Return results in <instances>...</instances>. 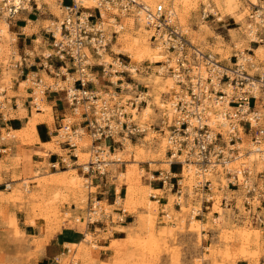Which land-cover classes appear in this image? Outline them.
<instances>
[{
  "label": "built area",
  "instance_id": "2783aa9c",
  "mask_svg": "<svg viewBox=\"0 0 264 264\" xmlns=\"http://www.w3.org/2000/svg\"><path fill=\"white\" fill-rule=\"evenodd\" d=\"M57 1L61 16L43 28L47 35L46 53L29 62L31 53L23 52L18 59L12 56L9 66L21 70L41 68L53 80L46 83L38 70L28 72L33 93L43 96L63 93L69 114L80 117L69 123L63 122L66 116H62L54 141L66 154L55 153L49 159L52 169L74 165L85 176L87 208L77 221L81 220L86 227L122 222L126 212L120 194L113 199L117 206L114 214L99 204L89 188L94 175L106 174L109 161L105 147L123 146L148 127L133 116L134 111L139 112L140 104L145 103L143 91H136L133 97L124 94L125 90H132L123 77L125 74L133 80L132 65L126 62L127 56L112 50L120 46L118 35L131 29L124 21L130 19L133 25L145 29L153 46L164 49L167 56L162 66L185 91L171 105L172 118H163L156 126V132L164 134L167 142V165L179 163L180 170H158L155 179L165 192L171 193L173 206L180 208L187 198L182 184L184 174L192 175V190L196 195L191 199L193 216L214 206L217 186L221 192L219 207L231 212L234 218L242 216L245 222L264 229V72L256 70L252 60L246 58L249 54H236L230 65L215 56L199 54L178 23L169 0L153 5L145 0H94L91 7L84 6L82 0ZM39 10L37 0H0V20L12 25L21 16ZM257 11L259 18L264 19V6H259L253 14ZM210 15L203 10L204 19ZM254 34L257 36L259 32L256 30ZM105 56H111L112 61H107ZM100 80L103 84L99 90L96 84ZM31 102L41 111L33 96ZM84 136L90 140L89 156L85 162L78 163L77 151ZM3 139L1 136L0 140ZM107 140L110 143L104 144ZM5 149L1 143L0 151ZM248 152L256 156L253 167L243 159L249 156ZM181 156L183 161L179 160ZM233 163L236 165L232 166ZM208 175L218 177L216 185ZM238 196L242 212L236 204ZM213 214L218 217L217 212ZM66 250L69 252V248ZM53 261L60 264L57 257Z\"/></svg>",
  "mask_w": 264,
  "mask_h": 264
},
{
  "label": "rangeland",
  "instance_id": "374dc122",
  "mask_svg": "<svg viewBox=\"0 0 264 264\" xmlns=\"http://www.w3.org/2000/svg\"><path fill=\"white\" fill-rule=\"evenodd\" d=\"M68 2L66 1V3ZM207 2L211 4L212 8L208 7ZM214 2L215 0H192L189 5H185L184 8L187 12L184 14L185 20L183 22L178 20L183 28L188 31L189 40L197 47H201L202 42L195 35L200 32L199 30H202V25L205 24L207 26L204 27L203 31L204 45L213 49L220 48L229 55V60H227L222 59L221 55L215 54L216 59L230 65L234 60V56L244 51L251 55L257 64L260 63L264 67V25L261 26L262 24L254 22V25L258 27V36L262 39L261 42L259 40V42L250 41L251 38L244 29L247 22L256 21L255 17L250 19L249 16L259 6H264V0H236L237 8L235 11L239 13L237 17L231 16L229 11H219ZM175 4L177 14H179L182 7L181 3L175 0ZM204 9L211 13L205 19L202 17ZM216 12L219 13L215 14ZM241 14H243L242 17H240ZM23 16L26 17V14ZM219 16L221 19H218ZM27 17L34 22L29 23L24 28V32L29 34L37 32V35H39L36 42H28L27 40L28 52L31 53V50H34V53L38 52L41 56L42 53H46L45 45L47 42L45 39L47 35L44 34L43 28L50 25L56 17L51 14V9L47 7L46 3H43L39 11L31 13ZM36 19L39 20L35 21ZM124 21L128 22L127 19H124ZM8 24L9 33L13 39L4 41L0 50V92L2 89L8 88L10 78L15 74L16 68L9 66L11 57L18 59L19 54H21L19 42H21L20 37L22 36L16 34V27L12 26L11 23ZM125 31H129V29ZM130 31L136 32L133 31V28ZM122 34L123 32L118 35L117 39L120 43V46H117L119 48L124 46ZM259 43L263 47L262 53H255L253 50L246 48L250 45L255 47ZM235 44L239 46L235 47ZM121 53L128 57L127 63L137 66L141 76L148 77L151 74H156V71L152 69L153 64H148L146 60L140 63L132 61L128 53ZM105 59L112 61L111 56H105ZM161 64H163V61H161ZM40 74L44 82H52V77L47 75L45 71H41ZM123 77L125 82H130L132 85V90H125V97H133L136 91L149 92L142 94L145 103L140 104L139 112H137L138 117H140L142 107L147 104L145 97L149 99L152 104L150 106L153 109L152 113H149L148 117L142 120H146L148 124L145 132L140 134L138 138L130 140L131 144L134 145L128 149L124 147L125 143L119 147L116 145V149L111 151L112 156L110 152L106 151L108 161L115 160V156H120L126 162L124 170L120 166H115L111 161L107 162L105 175L110 182H117L119 185L125 184L126 187L131 185L129 187L130 191L123 201V207L126 211H134L137 219L134 225V230L137 233L133 236L129 235L130 244L138 249L137 254L132 256V259H134L133 264H235V261L239 258L247 259L249 264H259L258 260L263 252L261 246L264 242V235L257 231V228H260L258 225L248 226L242 216L234 218L229 211H224L221 223L218 224L213 220L212 217L215 216L213 212L218 209L217 206L221 197V192L216 191L217 186L214 188L215 194H218L214 206L207 210V214L202 217L194 216L200 223L198 225L199 229L196 230V226H190L191 199L196 196L192 190V175L185 177L186 174H184L182 180L183 191L187 194V198L181 206H186V213L183 215L182 212L176 210L177 207H172L173 196L168 192V203L160 212L163 215L161 217L162 221H157L158 204L148 202V192L150 190L148 187L141 186V177L144 172L143 162L148 161L151 169H172L175 172L180 170L181 164L174 163L172 166L163 164L160 161L159 152L156 151V142H162L167 150L164 134L156 132V126L161 119L169 118L156 115L158 109L157 102L154 100L155 90H152V87H146V82H149L148 79L146 78L144 82H138L129 79L125 74ZM31 85V82L22 84V86ZM60 85H63V83H60ZM135 85H137V88ZM98 86L100 90L101 83ZM38 95H41L36 102L38 107L41 111L43 109L48 113L42 111L41 114H36L38 112L35 109L36 105L31 102L32 98L28 97L29 102L27 105L31 117L24 123L23 129L14 131L8 126L0 128V137L4 138L0 140V144L7 143L5 146L8 148L6 153L0 151L1 156L6 154L4 158H0V264H57L53 261L55 257L59 259L60 264H109L105 257H100V248L94 243L96 237L91 233L94 226L86 227L84 222L77 221L80 216L85 214L87 208L89 194L85 186V176L80 168L74 165L58 170L49 167L50 158L48 159L46 154H51L52 158L56 152L65 155L66 151L61 150L55 143L56 138L54 135L58 123L54 122L56 119L53 121L51 109L44 108L46 106L44 96L42 94ZM162 96L166 100L167 95L163 94ZM2 101L3 97L0 94V102ZM18 105L22 107L20 103ZM61 107L60 104L59 108ZM9 109L10 104L3 105L4 117ZM21 110L24 109L21 108ZM138 117H135V121L140 122ZM78 119H80L79 115L71 116L67 110L66 119L63 122L74 123ZM42 123L44 125L54 123L50 128H47L46 137L44 138L37 135L38 125ZM153 128H155L154 131ZM34 143L40 147L34 152L37 156L32 157L24 152V148L29 145L33 146ZM109 143L110 141L107 140L104 144ZM89 144L90 140L87 136H84L77 151L78 163L85 162L88 159ZM120 150H123V153H120ZM8 152L10 154H7ZM135 154L139 156L138 160L140 161L136 165H130V161L135 158ZM167 155L166 153L164 159H167ZM180 159H183V156ZM243 159L252 167L256 165V159L255 161H250L248 157ZM234 165L236 164L233 163L232 166ZM30 169L32 172H30ZM130 169L132 172L128 173ZM65 170L66 172H61ZM72 173L81 177L78 185L72 183L70 177L73 175ZM210 177L216 185L218 177L213 175ZM24 182L26 185H24ZM7 184H10L9 188L6 187ZM89 189L100 201L101 206L110 210L114 209V206H110L107 201L99 199L97 188L90 186ZM240 200L241 197L238 196L236 204L242 212L243 208ZM118 201L120 200L118 199ZM138 207L147 209L148 214L136 212ZM149 220L152 221L151 227L149 226ZM202 224H204L203 230L199 227ZM64 225L76 226L81 232L87 231L89 240L82 241L79 245L57 246L54 241L51 242V237ZM205 230L212 231L210 241L208 237L200 234ZM256 233H259L258 237H256ZM82 237L83 235L78 233L76 242L80 241ZM206 242L209 244L207 247ZM110 247L115 254L113 259L115 263L125 262V258L129 257V255H124L126 251L125 244L111 241ZM67 248H69V252H67Z\"/></svg>",
  "mask_w": 264,
  "mask_h": 264
},
{
  "label": "crops",
  "instance_id": "0c3cea01",
  "mask_svg": "<svg viewBox=\"0 0 264 264\" xmlns=\"http://www.w3.org/2000/svg\"><path fill=\"white\" fill-rule=\"evenodd\" d=\"M31 15V14H30ZM29 15H26V17L21 16L18 22L13 24L12 26L16 27V34L20 37L22 40L19 42L20 44V53L22 54L23 52L29 51V49L26 46L27 40L28 42H36V39H38L37 32H31L25 33L24 28L28 26L29 23H33L34 21L27 17ZM36 21V20H35ZM29 35V36H28ZM32 38H29V37ZM34 36V37H33ZM45 38V37H44ZM47 40V38H45ZM47 45H45L46 47ZM19 54V55H21ZM31 55L32 58L29 59V62H35L40 58L38 52L34 53V50H31ZM38 70V73L42 71L41 68H34V66L30 67L29 69H16L15 74L11 76L10 78V85L6 89H2L0 94L3 97V101L0 102V128H5L9 127L14 131H20L24 127V123L27 122V119L31 117L30 110L28 108L27 103L29 102L28 97L32 98L33 94V86H22L23 83L30 82L28 81V76L27 74L31 73L32 71ZM29 72V73H28ZM102 81L100 80L99 83ZM103 83H101L102 85ZM98 86V84H96ZM99 87V86H98ZM44 102L46 103V106H48L51 109V115L53 117V121L56 119V123H60L62 120V116H66L67 112V107L64 103L63 99V93H47L44 96ZM21 104L22 107H20L18 104ZM10 104V109L7 111L6 116L4 117L3 114V105ZM62 105L61 108H59V105ZM23 108L24 110H21ZM21 111V112H20ZM40 114L42 111H38ZM36 112V113H38ZM7 118V120H6ZM7 121V122H6ZM54 124V123H53ZM52 123L50 124H40L38 125L37 128V135L41 136L42 138L46 137V132L47 128H50ZM7 144V143H4ZM40 146L36 145V143L33 144V146H27L24 148V152L31 155L32 157L37 156L34 152L36 151L37 148ZM8 149V148H7ZM7 149L4 150L6 153ZM12 149V148H11ZM7 154H10L9 152ZM6 155V154H5ZM5 155H0V158H4ZM142 163V162H141ZM143 174L141 177V186L148 187L149 192H148V200L151 202H156L158 204V210L159 214L157 217V221L161 222L162 221V214L160 212L164 209V207L168 203V192H165L161 186L160 183L155 179V175H157V171L159 169H151L150 168V163L148 161L143 162ZM115 166H120L122 170H124V167L126 166V162L122 161L119 163H114ZM117 169V168H116ZM116 181V180H114ZM92 187L98 189V195L100 200H105L108 202L110 206H114V209H112V213L116 214L117 211V206L113 204V199L115 195L119 196L122 199L121 206L124 204V200L126 199L127 196V191H126V185H119L117 182H110L107 180L106 175L104 176H99V175H94L93 181H92ZM118 188V191H117ZM155 191H161V192H155ZM171 194V193H170ZM152 195H156L155 198H152ZM174 208V206L172 205ZM175 210V209H174ZM178 210V209H176ZM136 212H141L143 214H148L147 209L138 207ZM225 213V212H224ZM206 214V211L201 212L199 216H203ZM167 215V214H166ZM136 215L134 211H126L124 213V218L122 222L119 221H109L101 225H96L94 226L91 231V233L96 237L94 240V243L96 246L100 248V254L101 258L106 259V261L109 264H133L134 259H132L133 255L137 254V247L133 246L130 244L129 240V235H134L136 230H134V225L136 222ZM198 220V219H196ZM235 221V219H234ZM83 235L84 232H81L78 230L76 226H71V225H64L60 228L59 231H57L51 238V242L54 241L57 246L60 245H65V243H72L76 242L77 234ZM259 233L264 235V229L259 228ZM141 234V233H140ZM202 236L208 237L209 241L211 239L212 231L210 230H205L202 231ZM207 240V239H206ZM205 240V241H206ZM111 241H118V243H123L125 244V252L124 255H129V257L126 259L125 262L121 263H115L113 261L114 259V252L113 249L110 247ZM208 243L210 244V242ZM207 242L205 244L206 247L209 245ZM218 243V242H216ZM54 246V245H52ZM261 249L263 250L261 256L259 257V264H264V242H262ZM123 255V254H122ZM235 264H249V261L244 258H239L235 261Z\"/></svg>",
  "mask_w": 264,
  "mask_h": 264
},
{
  "label": "bare ground",
  "instance_id": "6f19581e",
  "mask_svg": "<svg viewBox=\"0 0 264 264\" xmlns=\"http://www.w3.org/2000/svg\"><path fill=\"white\" fill-rule=\"evenodd\" d=\"M145 1H147L150 5H153L157 1H162V2L166 3L168 0H166V1H164V0H145ZM190 1H192V0H177V2L181 3V6H182L180 8L179 14H177V6L175 4V0H169V2L172 4V6L175 10L176 18H177V21L179 24H181L180 21L183 22V20H185L184 14H186L187 12H186V9L184 7H185V5H189ZM43 3L47 4V7H49V9H51V14H53L55 17L61 16L62 9L60 7V3L57 0H43V1L37 0V6L39 9L42 8ZM82 3L86 7H91L94 3V0H82ZM251 3L256 4L255 2H251ZM214 4L216 5V8L219 11L225 10V11H229V13H231V16H235V17L239 16V13H237L235 11V9L237 8L236 0H221V1L215 0ZM208 7L212 8L210 3H208ZM211 10L213 11V9H211ZM240 11L243 12L242 9H240ZM218 13L219 12H216L215 14H218ZM242 15L243 14H241L240 17H242ZM249 17H250V19L252 17H255L256 21L247 22L245 24V27H244L245 32L251 38L250 41H252V42H259L260 41L261 42L262 39L258 35L256 36L254 34V31H256V30L258 31L257 27L254 25V22L262 24L261 26H263L264 25V23H263L264 19L259 18L260 16L258 15V11L255 12V14L250 15ZM141 19H142V17L140 18V22H141ZM218 19H221V17L219 16ZM38 20L39 19H36V21H38ZM127 20H128V27H130L131 29L133 28V31H136V32L130 31L131 29L127 32L123 31L122 36H123V41H124L123 45L124 46H121V48L113 47L112 50H114L115 52H119V53H121V52L128 53L129 57L131 58L132 61H137L138 63H140V62L146 60L148 64H153L152 69H154L156 71V74L155 73L151 74L148 77L141 76L138 72L137 66L132 65L130 67L132 70V78L134 80H137L138 82H141V81L144 82V81H146V78L148 79L149 82H146V87H148V88L152 87V90L153 89L155 90L154 100H155V102H157V109H158V112L156 113V115L159 117H168L169 119H171L172 118V112H173L171 105L175 103V100L178 98V95L179 94H185V91L180 86H178L175 83V81L171 77H169V75H167L168 74L167 69L165 68V66H162L161 61H164L165 57L167 56V55H165L166 52L164 51V49L161 46H153L149 42L148 37L145 34L146 31L142 26L138 27L137 24L133 25L132 20H130V19H127ZM125 22H127V21H125ZM206 26L207 25L203 24L202 30H199L200 32L195 35L196 38L200 42H202L201 47H197L195 49H197L199 51V54L200 53L209 54L210 57H214L215 54L216 55L219 54L222 56V59L229 60V55L224 53V51L221 50L220 48L213 49V48H209L206 45H204L205 44V38H204L203 31L205 29L204 27H206ZM186 32H187L186 34H187V38H188V31L186 30ZM8 39H13V37L9 33V24L6 20H0V50H1L2 45H3L2 43ZM36 41H37V39H36ZM237 46H239V45L235 44V47H237ZM246 48L248 50H253V52H255V53H259V52L262 53L263 52V47L260 43L255 47H251V45H250V46H247ZM208 49H209V51H208ZM241 53H244V51H241ZM246 58H248L249 60H252V62H253L252 65L254 67H256V70H258L260 73L264 72V71H262L264 69V67L260 63L257 64L256 60L253 59V57L251 55L246 56ZM229 62H231V61H229ZM126 84H127L128 88H130L132 86L131 83H129V82H127ZM143 93L147 94L149 92L143 91ZM163 94L167 95L166 100L163 99V96H162ZM32 96L34 98V101L37 102L41 95H38L35 92L32 94ZM145 100H146L147 104H145V106L142 107V109H141L142 111H140V117H138L139 115L136 113V111L133 112L134 113L133 116L138 117V121H140L139 123L146 124L143 126H147L148 124H147L146 120L145 121H142V120L147 118L149 113H152V110H153L151 107L152 104L150 103L149 99L145 97ZM44 108L48 109L49 107L45 106ZM42 111H45V110L42 109ZM45 113H48V112L45 111ZM36 114H40V112H38ZM155 144H156L155 145L156 151L159 152L158 155L161 158L160 161H162L163 164L167 165V163H168V162H166L167 159H164V156L166 154L165 146L163 145L162 142H156ZM132 145H134V144H131V142L127 140L125 142L124 147L126 149H128ZM113 148L114 147L112 145L105 147V149L108 152H110L111 156H112L111 151L113 150ZM122 151L123 150H120L119 152L123 153ZM46 155L48 156V159L51 157L50 156L51 154H49V153ZM248 155H249L248 159L250 161H255L256 156L252 152H248ZM138 157L139 156H137L135 154V158L130 161V165H136V163L140 161V160H138ZM179 160L183 161L184 159L179 158ZM109 161H111V163L114 164V163L122 162L124 160L121 159L120 156H115V160H109ZM188 165L191 166L190 162H188ZM30 172H32L31 169H30ZM61 172H66V170L61 171ZM131 172H132V170L130 169L128 173H131ZM70 177H71L72 183H76L77 185L81 180L80 179L81 177L76 175V174H73ZM208 177L211 178L209 175H208ZM24 185H26V183ZM6 187L9 188L10 184H7ZM129 187H131V185H129L127 187V193L130 191ZM117 191H118V188H117ZM216 191H217V189H216ZM217 195L218 194H216V196ZM148 202L151 203V201H149V200H148ZM217 207H218V209H216V211H214V212L218 213V217L213 216L212 218L216 223L219 224V223H221L222 218L224 216V209L222 207H219V206H217ZM178 211L182 212V214L184 215V213H186V206L185 205L181 206L180 208H178ZM189 224L191 227L196 226L195 227L196 230L199 229L198 225L200 223L198 222V220L195 219V217L192 214H189ZM247 224H248V226H252L250 223H247ZM151 225H152V221L149 220V226L151 227ZM203 225L204 224L199 226L200 228H202V230L204 229ZM257 231H259L258 228H257ZM200 234H201V232H200ZM258 234L256 233V237H258ZM86 240H89V234L87 231H84L83 237L80 241L72 242V243L67 242V243H65V245H79L82 241H86Z\"/></svg>",
  "mask_w": 264,
  "mask_h": 264
}]
</instances>
